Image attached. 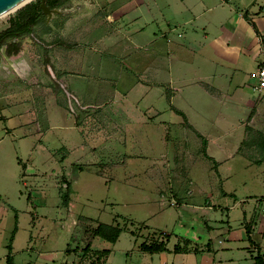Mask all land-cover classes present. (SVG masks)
I'll return each instance as SVG.
<instances>
[{
	"label": "crops",
	"instance_id": "crops-1",
	"mask_svg": "<svg viewBox=\"0 0 264 264\" xmlns=\"http://www.w3.org/2000/svg\"><path fill=\"white\" fill-rule=\"evenodd\" d=\"M251 1L99 0L102 7L99 13L73 5L66 7L68 10L63 13L53 14V18L57 15H60V18L68 17L63 23L69 25L70 32L76 33L77 28L85 23L78 43L99 44L104 52V56L95 61L97 64L88 66L87 69L92 72L100 69L103 76L115 78L114 82L106 81V84L110 86L109 91L116 98L101 100L100 127L105 138L99 144L105 146V156L108 157L109 148L113 150V147L119 145L114 141H118L123 134H128L126 138L129 139L148 140L149 136L157 131L156 125L162 129L167 118L177 114L172 110L174 107L184 114L188 123L187 132L205 140L201 153L204 158L217 165L216 169L212 168L215 173L220 163L227 164L233 158L244 168L260 169L253 174L254 178L264 185V160L260 159L264 148H258V142H264V88L258 92L254 89L256 71L264 58V0H254L250 4ZM88 51L90 50L85 52ZM40 53L42 56V52ZM70 54L71 49L68 50V55ZM30 56V53L24 51L10 55L2 53L0 56V143L4 144V147H0V164L7 172H11L14 166L20 167L23 179L28 167L27 161L31 160L33 163V155L47 154L44 142H49L52 135L53 139L57 136V142L68 156L79 152L76 153L75 164L83 168L88 165V162H83L82 159L89 154V137L81 132V123L79 124L78 120L62 122L59 91L44 87L43 82L38 81L44 67L39 65V61L33 60V55ZM39 59L43 63L44 55ZM80 61L81 57L76 55L74 60L69 61V65L82 71ZM68 84L71 90L82 97V102L88 105L91 99L87 92L73 85L70 79ZM163 87H168L172 93L170 101L166 100L163 105H157L156 96L157 93H162ZM126 89H129V92L140 91L147 99L139 104L122 101L118 96ZM195 90L203 100L218 107L215 115L195 105L191 99V93ZM140 107L147 109L142 111ZM222 108L225 109L221 113ZM121 112L125 118L121 119ZM227 115L233 116V127L230 129L210 132L211 130L208 131L201 125L219 124L220 117ZM11 121L16 125L10 126ZM28 124L35 125L38 136L37 142L26 150L29 157L24 161L18 156L21 145L24 147L27 144L24 143L27 133H30L28 137L34 136L31 134L34 130L27 131ZM16 130L19 134L14 137L18 145L14 150L17 156L14 165V154L5 146L11 141V136ZM60 130H64L63 135L58 133ZM246 133L250 134L249 137H246ZM110 139L113 141L110 142ZM244 140L252 148L247 154L250 159L238 152ZM93 153L90 156L93 157ZM153 164L149 168L150 173H153ZM100 170L105 171L102 168ZM153 175V178H156V175ZM5 178L13 179V176L6 173ZM221 179L219 178V181ZM22 182L25 183V180ZM161 184L157 182L156 186L160 187ZM159 191L161 193V189ZM72 192L71 187L67 198L62 201L59 187L61 201L68 210L72 209ZM220 194L233 195L223 189H220ZM30 195L33 199L38 196L44 201L49 197V192L42 189L33 190L28 197ZM237 201L235 200L229 208L237 205ZM179 202H182V199L175 200L174 204ZM205 205L203 209L214 208L210 203ZM240 206L241 221L236 226H232L228 211L224 219L216 218L204 209L201 216H208L203 220L205 230L201 229L195 233L193 228L186 229L177 242L169 244L170 232L159 228L158 235L141 240L137 247L140 252H148L140 248L142 241H164L166 250L148 252L152 254L150 264H257V254L264 260V206L261 201H256L248 208H244L242 204ZM224 208L228 209V206ZM14 217L15 224L10 236L11 249L8 251L11 264L17 212ZM115 219L114 217L108 223L99 221L91 228L92 238L87 241V247L76 264H100L96 263L98 254L103 255L101 264L109 259L111 246L118 240L122 231L116 241L111 242L94 234L93 229L98 223L111 224L121 229L122 226ZM31 221L32 226H35L37 215ZM142 225L147 226L145 223ZM246 228H249V233ZM131 232L133 233L132 230ZM176 244L181 247L179 251L173 249ZM154 257L156 260H153Z\"/></svg>",
	"mask_w": 264,
	"mask_h": 264
},
{
	"label": "rangeland",
	"instance_id": "rangeland-1",
	"mask_svg": "<svg viewBox=\"0 0 264 264\" xmlns=\"http://www.w3.org/2000/svg\"><path fill=\"white\" fill-rule=\"evenodd\" d=\"M35 2L39 0H27L14 10L1 14L0 31L9 25L10 19L14 18L16 25L26 19L32 9L37 12L38 10L31 6ZM57 2L61 3L60 8L80 5V8L92 9L96 13L102 8L99 0H57ZM40 11L37 12L38 17L31 32L15 39L16 44L8 42L6 46L2 45L0 56L2 53L10 55L24 51L30 53V57L33 55V60L39 61V65L44 67L38 81L43 82L44 87H50L49 89L55 92L59 91L62 122L78 120L79 124L81 123V132L89 137L91 145L87 150L89 154L82 159L83 162H88V165L79 168L78 164H75L77 160L75 156L79 152L68 156L65 149L57 142V136L53 139L52 135L49 137V142H44L47 154L33 155L32 158L35 160L33 163L31 160L27 161L29 154L27 155L26 150L37 142L38 136L35 125H27V131L34 130L31 133L34 136L28 137L30 133L25 135L27 139L24 143L27 144L23 145L26 148L21 145V151L18 153L28 165L23 177L25 183L21 179L20 167L14 166L11 172H7L0 164V264H7V245L11 243L10 236L15 224L16 212L18 219L12 241L13 264H76L79 256L84 253L87 241L92 238L91 228L99 221L111 222L114 217L122 226V232L120 231L118 240L111 246L109 259L103 264H150L152 254L140 252L137 244L145 238L158 235L159 228H165L170 232L169 244H173L179 240V236H183L186 229L193 228L195 233L206 229L203 220L208 216H201L204 214V209L216 218L224 219L228 211L232 226H236L241 221L240 204L248 208L256 201H261L264 206V185L257 181L253 174L260 169L244 168L232 158L227 164L220 163L217 175L215 173L217 165L204 158L201 153L205 140L187 132L186 118L174 107L171 108L177 114L167 118L162 129L156 125L157 131L152 133L148 140L129 139L126 138L128 134H123L118 141H114L119 145L113 147V150L109 148V155L105 156V146L99 144L105 138L100 127L101 100L116 98L112 96V92L109 91L110 86L106 84V81L114 82L115 78L103 76L100 69L93 72L87 69L88 66L97 64L96 60L104 54L103 49L96 43H78L85 23L81 22L82 27L77 28L76 33L70 32L69 25L63 23L67 16L60 18V15H57L53 18L52 15L48 20L46 14ZM87 49L90 51L85 52ZM8 50L12 52L9 53ZM43 55L42 63L39 58ZM76 55L81 57L82 71L75 70V67L69 65V61L74 60ZM85 64L86 68H84ZM69 79L73 85L87 92L91 99L88 105L82 102L81 96L70 89ZM117 88L119 89V86ZM162 90V93H157V105H163L166 100L170 101L172 93L169 88L163 87ZM129 91V89L122 91L118 96L120 100L139 104L140 101L147 99L140 91ZM43 94L45 95L46 92ZM191 94L193 98H190L197 107L207 109L214 115L218 112V107L203 100L197 90ZM140 109L146 111L147 108L140 107ZM224 109H221V113ZM120 115L121 119L125 118L122 112ZM220 118L219 124L201 125L206 130H211L210 132L224 131L225 128L233 127V116ZM15 125L14 121L10 122V126ZM58 133L63 135L64 130ZM18 134L17 130L14 131L11 141L5 146L14 154L12 155L14 165L17 159L14 150L18 148L14 137ZM249 135L246 133V137ZM112 141L110 139V142ZM0 147H4V144L0 143ZM238 149L239 153L250 159L247 154L252 148L247 141L244 140ZM92 153L93 157L90 156ZM151 164L155 166L152 165L153 173L149 172ZM101 168L105 171L101 172ZM6 173L13 176V179L5 178ZM153 174L156 178H153ZM157 182L162 183L160 187L156 186ZM59 187L62 201L63 198L64 200L67 198L71 187L73 188L71 210H68L61 201ZM41 189L49 192V197L44 201L38 196L35 199L32 195L28 197L31 191ZM220 189L232 192L233 195H222ZM259 198L262 200H258ZM180 199L182 202L174 204L175 200ZM245 199L249 201H243ZM235 200H238V204L229 208ZM207 203L214 208L203 209ZM225 206H228V209L224 208ZM35 215L37 221L35 226H32L31 220H34ZM142 223L147 226H143ZM98 256L96 263L101 264L103 255L98 254ZM153 260H156L155 257Z\"/></svg>",
	"mask_w": 264,
	"mask_h": 264
},
{
	"label": "trees",
	"instance_id": "trees-1",
	"mask_svg": "<svg viewBox=\"0 0 264 264\" xmlns=\"http://www.w3.org/2000/svg\"><path fill=\"white\" fill-rule=\"evenodd\" d=\"M40 1L41 0H39V2H37V3L35 2L34 4L31 5V6L35 7V9H37L39 12H41L40 11L41 10ZM45 3L49 7H60V4H61L60 2H57V0H45ZM34 11L35 10L32 9L31 14L26 19L19 21V23L16 25H15L14 18L9 20V25L0 31V48L4 44L6 46L8 42H9V44H16L15 39H17L18 37H20L24 34L31 32L33 25H34V23L38 17V13H37L38 11L37 12H34ZM10 41H11V43H10ZM15 50H17V48H15ZM11 52H12V50L9 51V53H11ZM175 110L184 116L182 111H179L178 109H175ZM184 118H185V116H184ZM263 143H261V141H259L258 147L264 148V145H262ZM260 159L264 160V154L260 155ZM65 195H66V193H65ZM246 230L249 233V228H246ZM120 231H121V229L119 227L113 226L111 224H105V223H98L97 226L93 229L94 234L102 236L103 238H105L111 242L116 241L118 235L120 234ZM139 246L142 250H145L148 252H157V251L167 249L164 241H162V240L150 241L148 243L145 241H142L139 244ZM7 247H8V251H10V249H11L10 243L7 245ZM86 247L87 246H85V248ZM173 249H174V251H179L181 249V247L176 244ZM10 256L11 255H9V253H8L7 264H11V257ZM255 261L257 264H264V260L262 259V257L259 254H257L255 256Z\"/></svg>",
	"mask_w": 264,
	"mask_h": 264
},
{
	"label": "water",
	"instance_id": "water-1",
	"mask_svg": "<svg viewBox=\"0 0 264 264\" xmlns=\"http://www.w3.org/2000/svg\"><path fill=\"white\" fill-rule=\"evenodd\" d=\"M26 0H0V15L9 11L10 9L14 8L16 5L21 4ZM252 0L250 4L253 2ZM249 4V5H250ZM40 7L41 10L44 14H46L47 19L55 14V13H63L68 10V8H60V7H49L46 3L45 0L40 1Z\"/></svg>",
	"mask_w": 264,
	"mask_h": 264
},
{
	"label": "built area",
	"instance_id": "built-area-1",
	"mask_svg": "<svg viewBox=\"0 0 264 264\" xmlns=\"http://www.w3.org/2000/svg\"><path fill=\"white\" fill-rule=\"evenodd\" d=\"M264 88V58L260 62L256 71V83L254 84V89L256 92L261 91Z\"/></svg>",
	"mask_w": 264,
	"mask_h": 264
},
{
	"label": "bare ground",
	"instance_id": "bare-ground-1",
	"mask_svg": "<svg viewBox=\"0 0 264 264\" xmlns=\"http://www.w3.org/2000/svg\"><path fill=\"white\" fill-rule=\"evenodd\" d=\"M26 1H27V0H26ZM26 1L22 2L21 4L25 3ZM21 4L16 5L14 8L10 9L9 11L14 10L15 8L19 7V5H21Z\"/></svg>",
	"mask_w": 264,
	"mask_h": 264
}]
</instances>
